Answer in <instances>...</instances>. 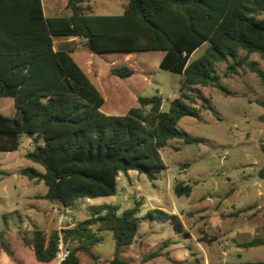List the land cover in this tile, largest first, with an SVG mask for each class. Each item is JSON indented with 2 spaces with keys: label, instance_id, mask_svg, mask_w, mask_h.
I'll use <instances>...</instances> for the list:
<instances>
[{
  "label": "trees",
  "instance_id": "16d2710c",
  "mask_svg": "<svg viewBox=\"0 0 264 264\" xmlns=\"http://www.w3.org/2000/svg\"><path fill=\"white\" fill-rule=\"evenodd\" d=\"M84 2L67 0L69 15L46 17L42 0H0V97H12L17 111L14 118L0 112V151L18 149L21 134L33 137L35 147L26 156L45 171L29 166L21 173L43 181L48 190L42 198L63 208L81 198L115 195L121 172L135 170L157 179L166 168L161 150L171 139L198 141L177 126L185 116H199V109L187 100L201 101V108L213 110L197 86L229 92L218 80L216 64L234 58L227 67L232 73L245 60L237 59L240 51L257 52L264 59V0H128L119 15L90 13ZM59 37L84 39L96 53L163 51L160 67L182 75L181 94L167 110L163 97L154 95L140 96V105L125 114L105 113V97L72 50L54 47ZM206 43L205 52L192 59ZM245 62L264 83L258 63ZM111 71L120 78L135 73L128 65ZM258 175L264 180V166ZM191 192L189 184L175 186L178 196ZM119 210L114 204L91 205L90 217L75 226L51 232L34 229L23 240L44 263L57 258L62 241L69 254L60 264H80V251L99 264L92 247L101 239L98 233L109 229L116 244L110 263L128 264L120 258L122 248L135 242L145 218L178 219L158 208L141 216L140 202Z\"/></svg>",
  "mask_w": 264,
  "mask_h": 264
},
{
  "label": "rangeland",
  "instance_id": "374dc122",
  "mask_svg": "<svg viewBox=\"0 0 264 264\" xmlns=\"http://www.w3.org/2000/svg\"><path fill=\"white\" fill-rule=\"evenodd\" d=\"M64 1L44 0V3L48 10L52 3L58 2L61 6ZM120 2L92 0L91 4L95 13L105 14L117 11ZM77 45L81 46L78 42ZM207 47L208 43L198 49L192 59L201 56ZM133 53V56L125 54L117 58L119 64H132L136 69L129 81L109 75L107 71L101 81L90 74L94 85L102 89L105 97L102 109L108 114L122 115L129 108L139 106L136 94L161 95L163 109L181 94L182 76L160 67L163 52ZM89 54L84 50L73 57L83 67ZM237 59L245 60L232 73L227 72L228 64L235 61L232 57L218 62L215 68L219 82L229 92L219 87L197 86L210 99L213 110L201 108V101L187 100L199 109V116H185L177 126L198 141L171 139L161 150L166 168L158 178L150 180L135 170L121 172L115 195L81 198L70 208L42 198L48 190L46 184L21 173L29 166L45 171L42 165L26 156L35 147L34 138L21 134L18 149L0 151V236L5 233L6 242L11 243L17 256L21 255L24 264H52L39 261L28 247L18 249L21 237L16 232L19 228L24 230L22 236L29 237L38 227L51 232L58 226V230L69 227L70 221L75 222V226L90 217L91 205H119V213H122L140 202L141 216L158 208L177 215L178 219L145 218L135 242L122 248L120 258L128 264H209L216 262L217 255L233 262L264 261V246L257 243L236 249L234 242L225 236L232 230L233 222L238 226L244 223L260 226L264 221V180L258 175L264 166V83L245 62L256 61L264 71V59L257 52L248 54L246 51H240ZM0 112L16 117L12 97H0ZM178 183L191 185V194L178 196L175 193ZM29 209L32 213H28ZM50 218H56L51 228L47 227ZM98 236L101 239L93 245L92 251L98 256L99 264H111L116 247L113 232L104 229ZM0 246L5 248L1 239ZM60 247V252L68 250L62 241ZM79 256L80 264H95L86 253L80 251Z\"/></svg>",
  "mask_w": 264,
  "mask_h": 264
},
{
  "label": "crops",
  "instance_id": "0c3cea01",
  "mask_svg": "<svg viewBox=\"0 0 264 264\" xmlns=\"http://www.w3.org/2000/svg\"><path fill=\"white\" fill-rule=\"evenodd\" d=\"M91 1L92 0H86V2H84V6H90L89 12L93 13V14H97V15H119V14H122L126 8L127 3H128V0L126 3L124 0H120L121 1L120 2V8H118L117 11L111 12V13L100 14V13H95L93 6L91 4ZM42 2H43V7H44V14L46 17L67 16L71 13L70 10H68L66 8L67 0H65L61 4V6H58V2L52 3L51 7L48 10L45 6L44 0H42ZM118 2H119V0H118ZM77 42L81 45L80 47L77 45ZM203 45H205V44H203ZM54 47L56 49L61 48V49L72 50V52H71L72 57L75 53H79L81 51L88 50L90 54H89V57L86 58V60L84 61L83 67L79 63L78 64L84 69V71L88 74L89 77H90V74H92L93 77L95 78V80H97V81L103 80V79H101V77H104V74L106 73V71L109 75H114L111 71L112 68L117 67V66H123V63L119 64V61L117 58L122 57L125 54H130L132 56L135 55V53H133V52L132 53H123V52L96 53V52H92L87 48L85 40L81 39L79 37H68V38L59 37V38H56L54 40ZM201 47H199L198 49H200ZM161 52H163V51H161ZM164 55H165V52H163V56ZM126 61H128V59ZM125 65H127V64H125ZM131 65L128 64V66L133 68V66H131ZM134 70L136 71V69H134ZM133 75H131L130 77H127V78H122V79H124L125 81H129V79ZM130 86L132 87L133 85L130 84L129 87ZM99 90L101 91L102 89L100 88ZM179 91H180V89H179ZM136 96H137V99L140 97V95H137V94H136ZM121 103L122 102H120L119 104H121ZM168 108H169V106H168ZM167 109H165V110H167ZM105 113H108V111H106ZM130 171H132V170H130ZM34 181L36 182V180H34ZM53 203H55V202H53ZM31 211L32 210L29 209L28 213H32ZM220 219H222V218L220 217ZM55 221H56V218H50L48 220L47 227L51 228ZM58 222H60V220H58ZM74 224H75V222L70 221V224L67 226H69V227L74 226ZM249 224L250 223H244L241 226H238L239 224L233 222L232 227H231L232 230L230 229V232L225 234V236L228 237L229 241L232 240L234 242L233 244L236 247V249H241V248L246 249L248 247H251L252 245H256L257 243L260 244V246H264V221L262 222V224L260 226H255V225L253 226V225H249ZM37 229H40V228L38 227ZM54 229H60V226H58L57 228H54ZM54 229H52V230H54ZM23 231L24 230L19 228L16 232L19 235V237H21V240H19L20 243H19L18 249H24V248L28 247L30 249V251H33L32 247L25 244V242L23 240V236L21 235V233ZM28 232H30V231H28ZM0 233H2V232H0ZM25 233H26V231H25ZM0 239L4 242V247H5V248H1V246H0V264H24L22 262L23 258L20 257L21 255L17 256L16 252L14 251V247L11 246V243L6 242L7 239H5V233H3L2 236H0ZM246 244H251V245L246 246ZM66 248H67V246H66ZM9 251H11L12 253H9ZM240 251L241 250L236 252V254L239 255L238 253ZM216 262H233V261H228V259H226V258L221 259V256L217 255ZM51 263L52 264H60V262H58L57 259H55Z\"/></svg>",
  "mask_w": 264,
  "mask_h": 264
},
{
  "label": "built area",
  "instance_id": "2783aa9c",
  "mask_svg": "<svg viewBox=\"0 0 264 264\" xmlns=\"http://www.w3.org/2000/svg\"><path fill=\"white\" fill-rule=\"evenodd\" d=\"M61 248V247H60ZM68 254H69V250H63V251H61L59 254H58V258H59V262H61L62 260H64L67 256H68Z\"/></svg>",
  "mask_w": 264,
  "mask_h": 264
}]
</instances>
